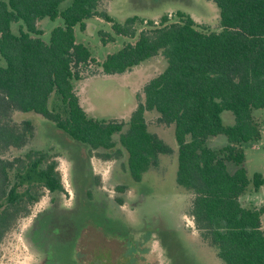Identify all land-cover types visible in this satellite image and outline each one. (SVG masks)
<instances>
[{
    "label": "trees",
    "instance_id": "16d2710c",
    "mask_svg": "<svg viewBox=\"0 0 264 264\" xmlns=\"http://www.w3.org/2000/svg\"><path fill=\"white\" fill-rule=\"evenodd\" d=\"M65 1L0 0V54L6 62L0 64V243L21 217L31 213L44 189L53 197L65 192L58 155L52 154L35 119H25L22 113L43 117L86 145L89 156L93 152L106 160L125 156L122 169L138 183L159 166L161 154L173 152L149 130L146 113L156 111L159 124L174 125L176 181L193 195L188 214L200 238L216 248L224 264H264V205L246 207L240 199L251 183L256 192L264 186L262 173L249 178L243 148L245 142L263 136L253 112L264 108V0H213L220 9L216 30L178 12V21L169 23L168 15L158 23L149 20L150 28L138 35L139 17L116 22L102 9L105 0H71L60 9ZM59 16L64 26L54 28L46 42L39 22ZM94 17L112 22L117 35L137 39L99 62L75 35L76 25L84 30L86 20ZM14 21L22 22L19 34L12 31ZM101 34L104 42L115 40L108 32ZM157 56H163L167 66L143 87V98L128 121L88 114L75 85L85 78V68L95 63L105 74H119ZM226 110L235 116L233 125L223 122ZM38 132L42 144L37 143ZM220 134L227 136L228 144L209 147L208 138ZM31 142L23 155H5ZM228 162L237 166L234 172ZM89 176L94 183L86 190L87 204L99 191L92 169ZM116 189L123 193L127 185ZM103 195L102 204L115 210ZM115 201L119 207L125 204L120 196ZM46 212L41 211L28 230L33 243L38 219ZM118 212L121 219L107 214L94 218L105 233L127 235V218Z\"/></svg>",
    "mask_w": 264,
    "mask_h": 264
},
{
    "label": "rangeland",
    "instance_id": "374dc122",
    "mask_svg": "<svg viewBox=\"0 0 264 264\" xmlns=\"http://www.w3.org/2000/svg\"><path fill=\"white\" fill-rule=\"evenodd\" d=\"M70 4L71 0H66L60 9ZM102 9L120 23L138 16L136 35L142 29L150 28L147 24L149 20L158 23L162 16L168 15L169 23L178 21V12L191 15L209 30H216L220 20V9L213 0H105ZM86 22L84 30L79 25L75 26L76 40L87 45L99 62L121 50L125 43L137 39V36L117 35L113 23L103 18L94 17ZM21 25V21H14L12 31L19 34ZM39 26L43 30L41 37L49 42L52 30L64 26V19L61 16L56 19L45 17L40 20ZM102 31L112 34L115 40L104 42ZM0 64H6L1 54ZM166 66L167 60L157 56L124 73L105 74L94 63L84 69L85 78L75 85L90 116L128 121L143 98V87ZM22 114L25 119H35L44 138L50 141L48 145H52V154L58 155L55 157L65 192L53 197L49 190L42 191L40 200L32 205L31 213L21 217L0 243L1 264H224L216 248L200 238L194 220L188 214L193 195L176 181L178 145L175 128L174 125L167 127L159 124L156 111L146 113L149 130L162 137L173 152L161 154L159 166L151 168L143 181L138 183L133 182L122 169L125 156L109 160L94 152L89 156L86 145L73 140L43 117L33 112ZM253 114L261 124L263 136L259 141L243 144L246 154L244 164L250 179L256 172L264 175V108L255 109ZM222 118L225 125L235 123V116L230 110L224 111ZM41 132L36 139L38 144L44 142ZM32 143L22 149L10 150L5 155L9 158L23 155L33 146ZM226 144L228 138L224 134L210 136L207 140L211 148H221ZM228 167L231 172L237 169L233 162H228ZM91 169L99 181V191L96 189V200H87V204L86 190L94 183L89 176ZM122 183L127 185L123 193L116 189ZM101 191L108 196L115 210L109 211L111 207L102 204L104 195ZM119 196L125 199L121 207L115 201ZM240 199L246 207L264 205V186L256 192L251 183ZM54 200L56 203H52ZM117 207L127 218V235L105 233L94 218V215L100 217L107 214L121 219ZM44 209L47 212L38 219L40 225L33 243L28 239V230ZM262 224L264 229V214Z\"/></svg>",
    "mask_w": 264,
    "mask_h": 264
},
{
    "label": "crops",
    "instance_id": "0c3cea01",
    "mask_svg": "<svg viewBox=\"0 0 264 264\" xmlns=\"http://www.w3.org/2000/svg\"><path fill=\"white\" fill-rule=\"evenodd\" d=\"M263 225V224H262Z\"/></svg>",
    "mask_w": 264,
    "mask_h": 264
}]
</instances>
